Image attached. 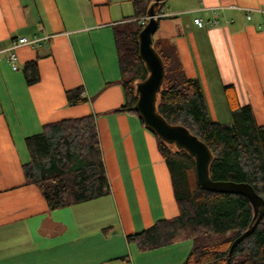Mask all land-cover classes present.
Returning <instances> with one entry per match:
<instances>
[{"label":"crops","instance_id":"obj_1","mask_svg":"<svg viewBox=\"0 0 264 264\" xmlns=\"http://www.w3.org/2000/svg\"><path fill=\"white\" fill-rule=\"evenodd\" d=\"M133 1L0 0V264H182L190 252V239L147 250L126 240L178 214L156 137L137 115L116 111L124 91L113 25L133 15ZM262 10L264 0H164L158 13L166 16L152 36L174 44L186 75L202 92L210 81L225 106L223 86L232 85L258 125H264ZM34 36L42 39L15 49L13 70L6 49L15 38ZM32 60L39 80L27 84L22 67ZM75 87L87 100L68 105L65 91ZM88 114L110 192L49 210L39 188L25 182V138L46 123Z\"/></svg>","mask_w":264,"mask_h":264},{"label":"trees","instance_id":"obj_2","mask_svg":"<svg viewBox=\"0 0 264 264\" xmlns=\"http://www.w3.org/2000/svg\"><path fill=\"white\" fill-rule=\"evenodd\" d=\"M150 2L134 0L133 15L113 25L124 91V104L116 111L137 115L133 109L135 83L147 75L138 55L137 33L144 25L141 19L146 17ZM153 46L164 66L157 111L168 122L184 125L207 144L212 152L209 176L213 180L249 183L264 200V125L256 123L250 105H241L234 87L224 85L230 123L211 121L201 85L184 72L175 45L153 40ZM22 73L27 84L37 82L36 60L26 62ZM82 93V87L66 90L67 104L85 102ZM153 134L169 170L178 214L127 235L126 240L147 250L190 239L192 248L182 264H227L230 243L252 220L249 200L241 193L201 188L193 158ZM25 144L29 155V161L22 165L25 182L39 188L49 210L110 192L92 114L46 123L40 133L26 137ZM229 264H264V215L253 232L233 248Z\"/></svg>","mask_w":264,"mask_h":264},{"label":"water","instance_id":"obj_3","mask_svg":"<svg viewBox=\"0 0 264 264\" xmlns=\"http://www.w3.org/2000/svg\"><path fill=\"white\" fill-rule=\"evenodd\" d=\"M164 0H151L146 9V22L137 33L138 55L147 70L144 79L135 83L136 101L133 109L144 126L162 141L185 150L192 158L197 183L206 190L215 192L241 193L247 197L253 217L247 228L236 236L229 245L227 264L233 248L250 235L264 215V200L246 182L213 180L209 176L212 152L205 142L191 133L184 125L168 122L156 109L157 94L164 77V66L159 53L153 46V34L158 27V10Z\"/></svg>","mask_w":264,"mask_h":264},{"label":"rangeland","instance_id":"obj_4","mask_svg":"<svg viewBox=\"0 0 264 264\" xmlns=\"http://www.w3.org/2000/svg\"><path fill=\"white\" fill-rule=\"evenodd\" d=\"M208 84L212 86L210 81H206L205 84L204 82H202V85L204 87L203 93L206 101V106L208 108L210 120L224 125L229 124L231 120L229 109H227V106L219 102L218 98L219 96H221L220 92L217 93L218 91L216 92L214 88L210 90V87H207ZM170 149L174 150L175 148H173V146H170Z\"/></svg>","mask_w":264,"mask_h":264},{"label":"built area","instance_id":"obj_5","mask_svg":"<svg viewBox=\"0 0 264 264\" xmlns=\"http://www.w3.org/2000/svg\"><path fill=\"white\" fill-rule=\"evenodd\" d=\"M250 11L251 9H247V14H246V17L249 18L250 17ZM263 14H264V10L261 11ZM166 16V13H157V17L160 18V17H164ZM264 17V15H263ZM147 20L146 17L142 18L141 19V22L142 23H145ZM193 22L197 24V26L199 27H202L204 26V22L202 21V19L200 17H194L193 18ZM216 21H214L215 23ZM48 37H44V39H47ZM42 37H32V38H27V37H18V38H15L12 43L9 45V47L6 49L9 51V54L7 56V60L10 62L11 64V67L13 70H18L19 66L17 64V56H16V53H15V49L20 46V45H35L38 43L39 40H41ZM5 50V49H4ZM4 50H0V53L1 52H4Z\"/></svg>","mask_w":264,"mask_h":264}]
</instances>
